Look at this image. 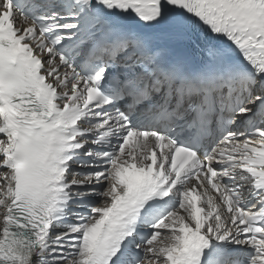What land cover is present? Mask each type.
<instances>
[{
	"label": "snow or ice",
	"instance_id": "1",
	"mask_svg": "<svg viewBox=\"0 0 264 264\" xmlns=\"http://www.w3.org/2000/svg\"><path fill=\"white\" fill-rule=\"evenodd\" d=\"M0 264H264V0H0Z\"/></svg>",
	"mask_w": 264,
	"mask_h": 264
}]
</instances>
